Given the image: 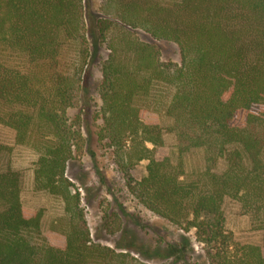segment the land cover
Returning a JSON list of instances; mask_svg holds the SVG:
<instances>
[{"label": "trees", "instance_id": "16d2710c", "mask_svg": "<svg viewBox=\"0 0 264 264\" xmlns=\"http://www.w3.org/2000/svg\"><path fill=\"white\" fill-rule=\"evenodd\" d=\"M89 4L0 0V124L35 152L34 189L62 202L61 217L44 232L42 211L20 201L19 174L0 171V264H147L92 240L66 175L74 154L90 151L93 131L81 98L96 43L108 54L94 132L113 149L128 192L175 227L193 230L208 264H264V0ZM158 42L175 44L178 59H162ZM77 105L83 111L70 118ZM162 120L175 137V161ZM196 150L203 167L188 175L183 155ZM218 158L225 162L219 173ZM143 159L145 173L135 179L130 169ZM225 196L240 201L262 230L260 245L236 243L224 229ZM188 240L158 239L156 254L191 264Z\"/></svg>", "mask_w": 264, "mask_h": 264}, {"label": "rangeland", "instance_id": "374dc122", "mask_svg": "<svg viewBox=\"0 0 264 264\" xmlns=\"http://www.w3.org/2000/svg\"><path fill=\"white\" fill-rule=\"evenodd\" d=\"M89 7L96 8L99 0H89ZM135 36H141V29L133 31ZM139 34V35H137ZM164 51L161 58L169 57L172 61L178 59L177 46L171 42H158ZM108 54L104 44L96 43L91 46L89 60V75L83 86V98L86 104L84 111L91 123L93 133L89 138V150L76 152L66 164V175L74 183L79 192L80 205L89 227L93 241L117 251L129 252L147 264H178L172 263V257H158L155 246L156 240L166 242L178 241L180 235L188 237V245H183L191 264H208L205 262L201 249L193 234V230L185 232L175 227L166 219L153 214L142 206L127 190L123 175L118 171L114 160V151L107 146L105 139L98 140L96 134L101 125L100 116L96 117L100 106L98 84L101 79L100 65ZM84 95L86 97L84 98ZM79 105L68 109V116L74 118L80 111ZM162 136L169 148L170 156L176 160L175 137L165 128L166 121H161ZM85 135V131L83 132ZM0 171L12 169L19 174L20 201L32 209L42 211L40 227L44 232H50L55 219L62 215L61 200L42 190L33 187V164L35 152L28 145L15 142V130L7 125L0 124ZM147 160L137 162L131 169L133 178L139 179L145 173ZM184 170L188 175L194 174L203 167L200 150L190 151L183 155ZM225 167L223 159L218 158L213 170L221 172ZM221 209L224 215V229L230 233L233 240L239 244L260 245L263 241V232L254 226L250 218L244 213L240 201L225 196ZM160 245V244H159ZM163 245V244H162Z\"/></svg>", "mask_w": 264, "mask_h": 264}]
</instances>
